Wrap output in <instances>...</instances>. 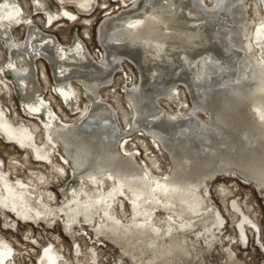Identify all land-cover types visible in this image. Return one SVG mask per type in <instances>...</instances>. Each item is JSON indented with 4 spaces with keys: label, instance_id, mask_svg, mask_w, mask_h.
I'll use <instances>...</instances> for the list:
<instances>
[{
    "label": "bare ground",
    "instance_id": "obj_1",
    "mask_svg": "<svg viewBox=\"0 0 264 264\" xmlns=\"http://www.w3.org/2000/svg\"><path fill=\"white\" fill-rule=\"evenodd\" d=\"M47 1L27 0L30 12L26 14L16 0H0V41L9 51L1 67L20 92L24 116L43 124L72 171L64 194L80 190L91 198L81 184L108 175L117 191H127L140 210L157 205L180 207L196 224L206 220L204 226L210 218L202 212L205 201L199 189L203 179L241 175L264 196V18L249 29L250 0H135L99 23L95 38L102 49L100 62L77 34H71L63 45L33 21L40 16L49 28L60 27L62 21H82L86 26L98 0H52L57 6L53 10ZM259 2L264 15V0ZM253 11L260 12L255 7ZM12 27L25 29L18 42L10 35ZM250 33L253 40L245 43ZM37 61L50 67L56 97L68 113L58 109L66 122L63 126L56 123L51 100L47 103L41 97L44 87L39 75L46 68L41 63L37 68ZM126 61L139 74L134 84L127 79L133 85L124 92L131 119L124 111L122 117L129 131L101 94L116 83ZM180 87L188 91L191 102L176 117L161 102L182 108L175 95ZM76 88L85 98L86 112L68 124L80 110L74 101ZM21 129L0 109V131L6 138L19 141ZM138 132L157 142L172 162L168 178L159 186H153L134 156L121 152L122 140ZM150 163L154 171H161L154 157ZM99 200L100 207L92 199L86 205L77 204L65 218L73 222L93 217L105 207L104 198ZM8 201L23 218L37 215L18 195H10ZM184 239L153 254L147 264L183 255L191 248Z\"/></svg>",
    "mask_w": 264,
    "mask_h": 264
},
{
    "label": "rangeland",
    "instance_id": "obj_2",
    "mask_svg": "<svg viewBox=\"0 0 264 264\" xmlns=\"http://www.w3.org/2000/svg\"><path fill=\"white\" fill-rule=\"evenodd\" d=\"M16 2L29 14L27 0ZM47 2L52 10L56 9L57 6L52 0ZM134 2L135 0H98V6L92 17L87 18L86 26L82 21H62L60 27L57 25L49 28L50 25L45 26L40 16L34 17L33 21L42 31L53 33L63 45H67L71 34H77L84 41L91 56L100 62L102 49L95 38L99 23ZM259 3V0H250L247 3L249 29L253 28L258 18H264ZM254 7L260 12H254ZM24 34L25 29L22 27L10 29L14 42L20 41ZM251 35L250 33L247 36L245 43L253 40ZM6 52H9L7 46L0 41V109L6 119L12 124L21 125L22 129L21 138L17 142L6 138L0 131V264H147L148 260L153 259V254L183 238L191 248L178 258L169 257L164 263L154 264H264V196L252 181L241 175L239 178L229 176L202 180L199 189V194L205 201L202 212L209 214L210 218L205 226L203 224L206 220L196 224L188 219L187 213L180 207L166 209L157 205L140 210L132 203L131 195L127 191H117L108 175L81 184V189L90 194L91 198L80 190L71 195L64 194L63 189L72 178V171L63 159L57 143L45 133L43 124L39 120L24 116L20 92L16 90L12 78L2 72L1 66L9 59ZM38 63L43 64L37 61V68ZM43 66L46 68L45 74L39 75L44 87L41 97L47 103L51 100L52 103L49 104L55 110L56 123L64 125L66 122L59 117L58 109L63 112L66 110L61 107L56 97L50 67L47 64ZM123 70L116 76V83L101 94L115 110L123 129L129 131L122 117L124 111L126 117L131 119L124 92L126 88H131L139 74L127 61L123 63ZM128 78L133 80V84L128 83ZM76 91L74 101L79 104L80 110L77 117L71 115L72 119H68V124L76 123L86 112L83 101L85 98L81 96L78 88ZM175 95L182 101V108H172V104L167 102H161V105L177 117L183 114L191 100L190 94L183 87L178 88ZM201 120L205 121L202 118ZM138 133L122 140L121 152L134 156L153 186H159L168 178L172 162L157 142ZM150 157L158 161L160 172L153 170ZM69 174L71 176L68 179ZM111 194H114L113 198ZM10 195H18L23 204L37 215L33 219L17 215L9 204ZM102 198L105 207L93 217L80 218L73 222H68L65 218V213H69L77 204L86 205L89 199L100 207L98 203ZM122 247L124 248L121 249Z\"/></svg>",
    "mask_w": 264,
    "mask_h": 264
}]
</instances>
